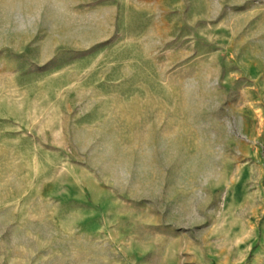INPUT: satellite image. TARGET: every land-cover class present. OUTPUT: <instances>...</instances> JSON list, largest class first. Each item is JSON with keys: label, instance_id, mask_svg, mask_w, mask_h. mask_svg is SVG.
I'll use <instances>...</instances> for the list:
<instances>
[{"label": "rangeland", "instance_id": "374dc122", "mask_svg": "<svg viewBox=\"0 0 264 264\" xmlns=\"http://www.w3.org/2000/svg\"><path fill=\"white\" fill-rule=\"evenodd\" d=\"M0 264H264V0H0Z\"/></svg>", "mask_w": 264, "mask_h": 264}]
</instances>
